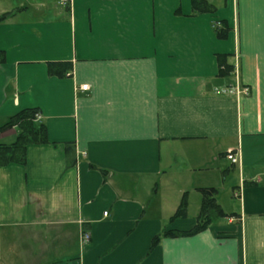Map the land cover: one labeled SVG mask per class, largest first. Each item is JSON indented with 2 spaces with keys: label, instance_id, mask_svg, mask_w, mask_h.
Listing matches in <instances>:
<instances>
[{
  "label": "crops",
  "instance_id": "1",
  "mask_svg": "<svg viewBox=\"0 0 264 264\" xmlns=\"http://www.w3.org/2000/svg\"><path fill=\"white\" fill-rule=\"evenodd\" d=\"M208 1L0 0V126L47 131L0 165V264H264V0ZM211 187L227 216L153 246Z\"/></svg>",
  "mask_w": 264,
  "mask_h": 264
},
{
  "label": "trees",
  "instance_id": "2",
  "mask_svg": "<svg viewBox=\"0 0 264 264\" xmlns=\"http://www.w3.org/2000/svg\"><path fill=\"white\" fill-rule=\"evenodd\" d=\"M192 8L194 13H210L215 10V6L208 0H192ZM5 16L0 17V21ZM214 30L217 36L224 39L228 36L230 31L229 26L225 21H219L214 23ZM224 59V57L222 58ZM221 59V75H229L235 71V67L229 63H222ZM70 70V65L63 63H51L49 64V72L51 75H65ZM37 110L27 109L20 113L10 117L6 122L0 126V133L13 127L17 128V136L11 143H5L0 141V165L8 163H25L26 150L30 144L47 142V131L44 124L36 122ZM69 159L70 148L67 150ZM203 194L201 211L197 218L195 226L188 231L168 230L155 237L153 246L157 245L163 237H177V236H190L204 231L210 224H212L217 218L227 216L222 207L217 201V190L214 187L201 188ZM188 199L185 195L180 203L179 208L172 216V220L178 217H183L187 213Z\"/></svg>",
  "mask_w": 264,
  "mask_h": 264
},
{
  "label": "built area",
  "instance_id": "3",
  "mask_svg": "<svg viewBox=\"0 0 264 264\" xmlns=\"http://www.w3.org/2000/svg\"><path fill=\"white\" fill-rule=\"evenodd\" d=\"M60 3L65 6H69L71 3V0H60ZM80 89L83 91L89 90V85L88 84H83L80 86ZM249 90L247 88H244V93L248 94ZM228 158L233 162V163H238L240 162V155L234 152H230L228 154ZM91 240V234L88 231H83L82 233V243L83 245L88 244Z\"/></svg>",
  "mask_w": 264,
  "mask_h": 264
}]
</instances>
